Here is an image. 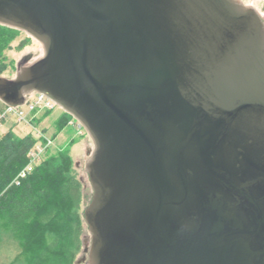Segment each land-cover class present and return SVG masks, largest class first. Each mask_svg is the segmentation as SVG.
<instances>
[{"label": "water", "instance_id": "obj_1", "mask_svg": "<svg viewBox=\"0 0 264 264\" xmlns=\"http://www.w3.org/2000/svg\"><path fill=\"white\" fill-rule=\"evenodd\" d=\"M43 93L93 142L85 264H264V21L241 0H0Z\"/></svg>", "mask_w": 264, "mask_h": 264}, {"label": "trees", "instance_id": "obj_2", "mask_svg": "<svg viewBox=\"0 0 264 264\" xmlns=\"http://www.w3.org/2000/svg\"><path fill=\"white\" fill-rule=\"evenodd\" d=\"M13 29L0 24V30L10 34ZM3 47L0 40V74L7 67ZM71 119L63 111L53 136ZM38 140L45 141L31 133L18 135L9 125L0 133V241L7 234L20 248L8 264H73L83 234L84 219L76 197L82 181L70 172L66 149L54 153L47 146L25 170L28 153Z\"/></svg>", "mask_w": 264, "mask_h": 264}, {"label": "rangeland", "instance_id": "obj_3", "mask_svg": "<svg viewBox=\"0 0 264 264\" xmlns=\"http://www.w3.org/2000/svg\"><path fill=\"white\" fill-rule=\"evenodd\" d=\"M241 1L257 10L264 21V0ZM12 31L14 34L8 33L9 31L0 30V40L4 41L2 57L7 64L6 69L0 75L7 78H13L15 76L16 62L22 54L27 52L31 53V57L28 58V60H32L38 57L43 50L42 45L26 32L16 28ZM5 34H7V36H4ZM2 106L3 102L0 101V108H2ZM63 111L64 110L58 104L51 109L35 111L37 112L35 118L39 119L38 123L34 120L27 123L25 120L14 121L13 119H9L0 127V133L5 131L8 125L12 126L14 132L18 135L25 133L34 135L36 131H41L52 140L49 147L50 152L55 153L57 150L66 149L71 160L70 172L82 181L81 188L76 194V197L79 200L78 210L83 216V210L90 201L92 195V188L85 170V162L93 149V142L84 127L79 125V122L73 117L69 120L67 125L57 131V135L53 136L57 127L55 124L56 119ZM6 236L7 234H5V238L0 241V264H8L20 250L17 242ZM89 242V232L85 222H83V234L79 239V248L75 250L73 264H85V260H82V258L86 257L84 248L89 245Z\"/></svg>", "mask_w": 264, "mask_h": 264}, {"label": "built area", "instance_id": "obj_4", "mask_svg": "<svg viewBox=\"0 0 264 264\" xmlns=\"http://www.w3.org/2000/svg\"><path fill=\"white\" fill-rule=\"evenodd\" d=\"M56 103L45 96L43 93L32 91L30 93L25 94L24 101L19 105H7L3 103L2 108H0V127L4 125V123L13 119L14 121H22L25 120L27 123H30L35 118V111H41L45 109H51L54 107ZM79 125H81L79 123ZM37 138H44V142L38 140L33 147L30 149L28 155L30 157L29 163L26 165L25 170L29 169L31 165L39 159L41 154L44 153L47 146H50L52 140L48 136H46L41 131H36L34 134ZM24 174V171L21 175Z\"/></svg>", "mask_w": 264, "mask_h": 264}]
</instances>
